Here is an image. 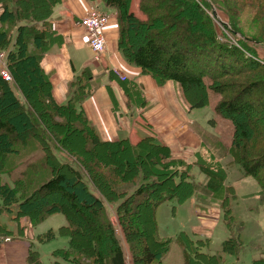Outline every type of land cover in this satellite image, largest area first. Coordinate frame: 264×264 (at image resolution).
Masks as SVG:
<instances>
[{
    "label": "trees",
    "instance_id": "16d2710c",
    "mask_svg": "<svg viewBox=\"0 0 264 264\" xmlns=\"http://www.w3.org/2000/svg\"><path fill=\"white\" fill-rule=\"evenodd\" d=\"M87 1H100L116 11L119 26L118 46L126 61L141 69L144 74L151 75L159 85L173 82L180 86L191 110L208 106L212 92L222 97L228 94V88L233 87L229 89L233 91L234 86H231L229 79L249 82L251 75L257 76V81L249 86L247 92L244 90L232 99L224 98L217 103L216 112L232 122L234 135L230 146H226L212 135L208 136L213 168L204 165L201 168L207 173L205 187L209 190L206 189L205 192L210 195L211 191L221 188L224 183V174L220 175L214 169L223 170L220 162L231 157L230 164H238L246 176L257 180L261 187L260 196L264 201V145L260 146L261 143L264 144V136L257 138V133L254 132L251 137L245 125L248 111L254 108L251 106L254 101L251 100L252 92L257 91L261 97L264 96V90H257L260 87V79L264 77V64L252 54L249 55L252 48L248 45L250 41L264 47V0H213L214 4L227 14L230 32L236 37L235 43L227 35L223 36L213 21L203 19L208 28L207 33H200L198 37L182 35L178 44L163 37V33L146 34L141 30L145 25L147 28L155 26L153 23L156 18L153 17L157 13H168L166 19H172L174 10L170 6L167 7L170 0H141V10L151 16L146 21H141L131 12V0ZM172 1L181 6L183 2V6L190 4L198 13L206 12L196 2L191 3V0ZM62 2L63 0H0V51L8 52L6 68L12 77V81L7 82L0 75V215L8 213L14 216L13 220L18 221L27 218L33 225L52 215L65 216L68 225L61 227L59 233L68 238V246L53 251L55 264H127L128 258H131L133 264H164L163 257L169 249L170 241L159 237L157 210L165 202H184L201 186L192 181L190 165L175 159L169 146L158 143L153 137L142 138L136 146H133L129 139L103 141L90 125L86 115L77 109L74 99L67 105H60L55 101L49 77L41 66V54L49 46L48 39L52 35L48 28L49 19L56 6ZM244 11L249 12L247 30L241 26V20L238 18L239 13ZM143 37H146L144 41L141 40ZM136 39L141 40L143 44L137 46ZM164 46L170 52L165 51ZM253 52L256 54L254 50ZM16 92L21 93L27 102L26 106L21 104ZM74 98L77 102V98ZM46 110L49 112L45 113ZM62 113L67 114L71 122L65 125L54 124L56 117ZM50 123L56 133L50 131L49 127L45 130L44 126L47 127ZM76 123L79 132L87 137V146L92 147L85 150L88 155H95L97 150L108 151L109 155L119 153L118 162L110 156L109 163H104L113 171V175H116L115 179L111 178L113 175L101 179L99 171L95 172L97 175H90L92 181L111 192L112 199L106 197L107 194H97L93 190L95 185L82 173L83 170L79 171L68 163H62L56 155L57 151L48 142L46 134H54L58 141L63 130H72ZM41 133H44L41 139L39 136L44 152L42 162L39 160L34 165L31 164L23 178L15 179L13 185L9 184L5 181V176L8 175L3 174L11 176L15 168L4 171L5 167H2L1 161L7 157L20 158L21 153L16 145H24L29 149L31 140ZM254 150H257L259 156L255 155L256 152L253 154ZM261 157L263 160L258 161ZM96 162L100 160L97 159L94 163ZM215 162L217 163L214 164ZM94 163L90 161L89 164L82 163V166L86 170H95L97 167ZM50 165L51 172L54 173L51 178L40 184L28 179L27 175L36 173V169L42 171L44 167L48 170ZM127 175H133L135 179L141 177L142 182L130 196L119 192L124 185V179L127 180ZM152 177L166 178L169 187H161L165 181H146ZM159 189L161 191L156 195L155 192ZM226 193L227 189L224 187L218 197L223 203V208L227 210L225 219L228 229L231 230L233 218L228 209ZM132 201H136L137 207H143L147 212L150 224L149 239L153 243L150 246H140L138 243L142 235L134 221L135 212L138 211L127 208L132 206L129 205ZM112 202H117L115 212L118 228L111 221V213L106 207ZM79 208L90 211L96 216L95 219L102 222L97 229L92 227L89 230L91 235L87 233L81 221L74 219L75 215L81 213ZM89 222L94 225L92 217H89ZM20 232L25 233L24 227L20 228ZM10 233L13 232L0 222V237ZM56 238L57 233L49 230L40 235L38 240L40 243H49ZM180 242L186 264H225L222 254L203 253V247L207 245L203 241H198V246H195L194 242L183 234ZM105 243L109 244L107 252L104 250ZM242 248L243 242L239 236L230 237L224 242L222 252L237 256ZM27 261L28 264H43L40 253L33 250H30ZM253 264H264V259L254 260Z\"/></svg>",
    "mask_w": 264,
    "mask_h": 264
},
{
    "label": "rangeland",
    "instance_id": "374dc122",
    "mask_svg": "<svg viewBox=\"0 0 264 264\" xmlns=\"http://www.w3.org/2000/svg\"><path fill=\"white\" fill-rule=\"evenodd\" d=\"M195 2L201 7V9H205L207 13H198L194 6L187 3L183 6V3L185 2H183L181 6L180 4L170 0L168 1L167 7L170 6L174 10L172 13V19H166L165 16L168 13H157L153 17L156 18V21L153 23L155 26L147 28V25H145L142 26L141 30L146 34L155 32L163 33V37L172 39L173 42L178 44L179 40L182 39V35L188 37L189 35L191 37H198L200 33H207L208 28L206 27V23H204L203 20L206 19V21H213V23L216 24V28L219 30V32L222 33L223 36L227 35L235 43L236 37L230 32L231 27L227 14L217 7L213 0H191V3ZM140 4L141 0H131L130 10L132 13H135V15L140 18L141 21H146L148 20V17L151 18V16H147V14H145L146 12L141 10ZM103 9L107 11L104 6ZM1 10L2 9H0V12ZM247 13L249 12L244 11L243 13H239L240 16L238 17L241 20V26L245 30H247L249 26V18ZM170 26L171 28H168ZM145 38L146 37H143L141 40L144 41ZM141 40L136 39L135 42L137 46L143 44ZM255 44L256 43L254 42H248V45L252 48V50L249 51V55L251 56L252 54L258 59V61L264 64V47ZM163 48L164 50L166 49L165 46ZM253 50L256 52V54L253 52ZM165 51H167V49ZM167 52L170 51L168 50ZM7 55V51H0V56H3V65L5 64V57ZM262 71L264 72V69ZM250 77L251 80L249 82H245V80L242 79H229V81L232 82L231 86H234L233 91L229 90L233 87L228 88V94L222 97L218 94H214L215 92H212L211 102L208 106L191 110V113L189 112L190 114L188 116L185 112L186 118L190 123L194 122V124H196V129L199 130L205 142L209 143L210 139L208 136L213 135L218 137L226 146L231 145L234 135L233 124L231 121L222 118L216 112V105L224 98L232 99L233 96L240 94L244 90L247 92L249 86L257 81L256 75H251ZM77 83L76 84L78 86L81 85V82ZM259 85L260 87L257 90H264V77L260 79ZM217 86L218 85H216V87ZM181 94H183L185 100L188 103L189 101L184 91L180 92V95ZM197 95L199 96V91ZM263 95L264 94L262 93V96ZM81 100L83 99L81 98ZM251 100H254L253 105H251L254 108H252L251 111H248V119L246 120L245 125L247 126V131L251 137L254 135V132L257 133V138L263 137L264 96L261 97L259 92L253 91ZM22 101L23 102L21 104L24 106L27 105V102L24 99ZM175 102L178 103L176 98ZM46 112L49 111L46 110L45 113ZM67 122L69 124L71 120L65 113H62L61 116L56 117L54 120V124L62 123L65 125ZM48 127L50 131L55 132L54 128L51 126V123L47 127L44 126L45 130ZM71 129L72 130H63L58 141L55 139L54 134L48 133L50 136L46 134L49 144L55 148V151H57L56 155L61 160V162L64 164L68 163L79 171L83 170L84 172L82 171V173L90 180V175H97L95 174L96 171H99L100 175H102L101 179H105L108 175L111 177V175H113V171L109 169L104 163H109L108 158H110V156L111 158L114 157V159L118 162L119 153L109 155L108 151L97 150L95 155H88L85 150L92 149V147L90 145L87 146V137L83 133L79 132L80 129L78 128V123H76L75 127H72ZM39 136L41 139V137H44V133H41V135H38L31 140V146L29 149L24 147V145H16L17 150L21 153L20 158L7 157L4 161H1L2 167H5L4 171L15 168L10 174L11 176H9V174H3L8 175L5 176V181L9 182L11 185H13V180L24 177L25 172L29 169L31 164L34 165V163L38 162L39 160L42 162L44 152L42 151L43 147L39 141ZM142 138L143 137L141 136L133 137V142H131L132 145L136 146ZM65 141L67 143H65ZM261 144L262 145L260 146L263 147L264 144ZM209 149V147H202L196 152H190L188 157L184 155H174L175 159L183 160L186 164L190 165V177L196 185L201 187L197 188L195 194L193 196H189L184 202H165L157 210L159 237L163 240L170 241L169 249L163 257L164 264H186L184 249L181 247L182 243L180 242V238L183 236V234L187 235L189 240L194 242L195 246H198V241L207 243V245L203 247V253L210 255L222 254L225 259V264H252L254 260L264 258V201L260 196L261 187L259 186L257 180L252 176H246L238 164H230L232 158L228 157L220 162L223 170L214 169L217 170L220 175L224 174L223 185L221 188L211 191L210 195L206 194L205 190L208 189L205 187L207 182V173L203 171L201 166L204 165L206 167L213 168V164H211L213 157ZM253 154L259 156L257 150H254ZM97 159H99L100 162H96L95 164L94 161H97ZM262 160L263 159L261 157L258 161ZM90 161L95 164L97 169L86 170L82 166V163L89 164ZM216 163L217 162L214 164ZM47 169L48 170H46L44 167L42 171L36 169V173L27 175L28 179L37 181V183L40 184L46 179L54 176V173L51 172L52 166H48ZM121 176L125 177L126 175ZM111 178L115 179L116 175H113ZM188 180L190 179L188 178ZM87 181L89 180L87 179ZM140 181L141 177L135 179L133 175H127V180L124 179V185L121 187L119 192H125V194H128L129 196L133 195L136 192V189L142 183ZM146 181H165L163 182L164 185L161 187L166 189L169 187V181L166 178L152 177L148 178ZM178 181H180V178H178ZM91 182L99 191L98 192L93 187V190L97 194H107L106 197L108 196V198L112 199L110 196L111 192L107 191V188L92 180ZM224 187L227 189L226 198L229 203L228 209L231 211L230 216L233 218L231 221L233 222L231 230L228 229L225 219L227 210L223 208V203L218 197L220 195V190H222ZM160 191V189L159 191L156 190L155 194H159ZM49 200L51 202V198ZM135 202L136 201H132V204H129L132 206L127 208H133L134 210L138 211L135 212L136 216L134 220L136 228L142 231V235L139 237L138 243L140 246H150L153 243L150 242L149 239L150 224L147 217V212L143 207H137ZM116 203L117 202L109 203L106 207L111 213V221L118 228L117 215L115 212V207L117 206L115 205ZM79 211L81 213L79 215L77 214V216L75 215L74 219H76L77 222L81 221L83 223V227L87 230V233L91 235L89 230L92 227L97 229L99 225L102 224V222L95 219L96 216L94 214L92 215L90 211L86 212V210L83 208H79ZM13 217L14 216H11L8 213L0 215V222L5 225L10 230V232H13L12 235L15 236L13 242L11 243H4V238L0 237V264H6V261L4 260L6 246L16 247V250L9 248L7 251L9 254V261L7 264H26L25 253L27 252L28 254L29 249L38 251L40 253L43 264H55L52 256L53 251L68 245V238L61 236L59 233L61 227L68 225V223H66L65 216L52 215L34 226L30 224L27 218H22L20 221H18L13 220ZM89 217H92L94 220V225L90 224ZM20 227H24L25 230V233L22 236L18 235ZM49 230L56 232L57 238L49 243H40L38 237L47 233ZM238 236L243 242V248L239 253L240 255H237L241 259L240 262H237L238 257L228 256L222 252L224 242L230 237ZM104 248L105 252H107L109 249V244L105 243ZM20 260H22V263H20ZM127 264H133L131 258H128Z\"/></svg>",
    "mask_w": 264,
    "mask_h": 264
},
{
    "label": "crops",
    "instance_id": "0c3cea01",
    "mask_svg": "<svg viewBox=\"0 0 264 264\" xmlns=\"http://www.w3.org/2000/svg\"><path fill=\"white\" fill-rule=\"evenodd\" d=\"M93 9L107 13L111 19L107 28L108 51L102 62L95 60L88 34L79 25L80 19ZM49 21L52 35L48 39L49 46L41 54V66L49 77L52 96L60 105H67L74 99L77 109L86 115L101 140L129 139L133 142V137H153L169 146L173 156L187 157L190 152L208 147L196 124L190 123L185 116L191 109L183 94L180 95L181 87L173 82L159 85L151 75L126 61L118 46V16L114 9L100 1L63 0ZM121 76L126 77L124 82ZM16 95L22 103L21 93L16 92ZM20 228L18 235L22 236ZM12 234L2 238H10L13 242L15 236ZM9 248L16 250V247L6 246V264ZM30 250L25 253L26 264ZM240 260L238 257L237 262Z\"/></svg>",
    "mask_w": 264,
    "mask_h": 264
},
{
    "label": "built area",
    "instance_id": "2783aa9c",
    "mask_svg": "<svg viewBox=\"0 0 264 264\" xmlns=\"http://www.w3.org/2000/svg\"><path fill=\"white\" fill-rule=\"evenodd\" d=\"M110 17L97 9H93L86 16L81 18L79 25L82 26L88 34L89 45L95 54L96 61H100L104 54L107 53V28L110 24ZM5 64H2L3 56H0V75L7 82L12 81V77L6 68ZM125 80V78H123ZM9 241V240H8Z\"/></svg>",
    "mask_w": 264,
    "mask_h": 264
}]
</instances>
